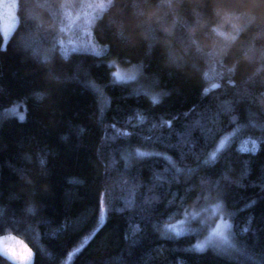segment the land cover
Listing matches in <instances>:
<instances>
[{
  "label": "trees",
  "instance_id": "obj_1",
  "mask_svg": "<svg viewBox=\"0 0 264 264\" xmlns=\"http://www.w3.org/2000/svg\"><path fill=\"white\" fill-rule=\"evenodd\" d=\"M91 1L17 0L5 46L0 22V231L34 264H264V0H106L100 55L66 43ZM216 202L234 247L162 233Z\"/></svg>",
  "mask_w": 264,
  "mask_h": 264
},
{
  "label": "rangeland",
  "instance_id": "obj_2",
  "mask_svg": "<svg viewBox=\"0 0 264 264\" xmlns=\"http://www.w3.org/2000/svg\"><path fill=\"white\" fill-rule=\"evenodd\" d=\"M85 4L88 2L84 1ZM109 2L106 0H93L89 4L88 13L80 11L78 20L82 22L83 27L81 28V35L78 39H67V44H73V51L77 52H85L92 53L95 55L102 54V49L97 46L93 40L92 36V28L95 20L98 16H100L101 12L105 10L108 6ZM98 14V16H97ZM64 17V22L61 25L62 30H64L67 34H71L74 29V22L72 19V15L64 12L62 14ZM62 19V18H61ZM94 21V22H93ZM0 22H1V30L4 37V46L7 44L9 38L15 31L18 18H17V0H0ZM76 36V35H75ZM74 36V37H75ZM82 42H78L81 41ZM77 41V43H74ZM110 65L113 68V78L115 82L118 83H129L136 80L139 74V68L136 66H131L127 68L120 67L116 62H111ZM134 77V79H129ZM137 89L139 87H136ZM138 90L147 91L142 87ZM148 93L154 97L157 94ZM232 136H226L221 139L219 145L216 149L209 155L208 160L214 161L217 159L222 150H224L230 143ZM256 143L253 141H248L242 145V150L247 149V151H255ZM141 153H145V155L150 156V152L143 150L134 151L133 155L135 156H143ZM132 156V154H130ZM167 160L171 161L168 156H164ZM205 227V231H203V235L191 246V249L196 252H203L207 249L214 248L216 250L225 251L229 248L234 247L233 243V235H232V224L230 220L223 213L222 205L219 202L206 205L200 209H194L186 211L183 214L182 219L173 222L169 225H166L162 228V233L164 235L169 236H183L186 234H191L195 231H200L201 227ZM203 245V251L198 250L196 245ZM33 263V261H32Z\"/></svg>",
  "mask_w": 264,
  "mask_h": 264
},
{
  "label": "clouds",
  "instance_id": "obj_3",
  "mask_svg": "<svg viewBox=\"0 0 264 264\" xmlns=\"http://www.w3.org/2000/svg\"><path fill=\"white\" fill-rule=\"evenodd\" d=\"M31 209L34 211V208ZM0 250H7L14 254L15 259H7L5 257L10 261V264H24V258L29 254H31L34 264L36 253L30 247L28 237L23 233H17L11 228H5L0 231Z\"/></svg>",
  "mask_w": 264,
  "mask_h": 264
},
{
  "label": "snow or ice",
  "instance_id": "obj_4",
  "mask_svg": "<svg viewBox=\"0 0 264 264\" xmlns=\"http://www.w3.org/2000/svg\"><path fill=\"white\" fill-rule=\"evenodd\" d=\"M129 79H134V77H131V78H129ZM154 102H155V101H154ZM19 119H20L21 121H23V120H24V116H23V115L19 116ZM125 135H129V133H125ZM243 150H244V151H247V149H243ZM141 155H145V153H141ZM41 164H43V161H41ZM250 206H251V205H250ZM28 210H29V211H32L31 208H29ZM103 219H104V217L101 216V220H103ZM244 231L247 232V228H245ZM195 247H196L198 250L203 251V245H199V244H198V245H196ZM0 255L6 257L7 259H15V258H16V257L14 256L13 253L8 252L7 250H0ZM32 261H33V258H32V256H31V254H29L27 257L24 258V264H32Z\"/></svg>",
  "mask_w": 264,
  "mask_h": 264
},
{
  "label": "water",
  "instance_id": "obj_5",
  "mask_svg": "<svg viewBox=\"0 0 264 264\" xmlns=\"http://www.w3.org/2000/svg\"><path fill=\"white\" fill-rule=\"evenodd\" d=\"M92 237H93V235L91 236V238H92ZM91 238H90V239H91ZM90 239H89V240H90ZM89 240H88V241H89Z\"/></svg>",
  "mask_w": 264,
  "mask_h": 264
}]
</instances>
